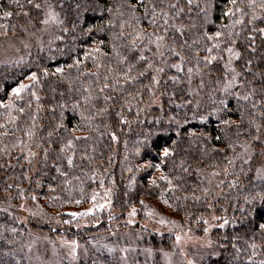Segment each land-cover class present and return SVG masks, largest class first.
<instances>
[{"label":"trees","instance_id":"trees-1","mask_svg":"<svg viewBox=\"0 0 264 264\" xmlns=\"http://www.w3.org/2000/svg\"><path fill=\"white\" fill-rule=\"evenodd\" d=\"M51 2L54 4L64 3V12H61V16L63 17L67 13L69 17L64 25H58L57 33H53L54 38L62 37V39L53 42L44 51L38 52L35 60L34 58V61L30 60L25 67L5 66L0 69V101L2 102L8 96L10 89V83H6L7 79L18 74L13 77L19 79V83L24 79L27 82L25 84H31L33 82L27 78L31 72H36L40 76V87L34 89L40 96L38 114L35 98L25 94L23 103L16 101L17 106L22 104L25 107L23 115L14 113L19 117L16 125L19 130L15 131L14 135L12 131H9V135L0 140V149L5 145L9 148L8 154L0 152V200L18 204L25 196H28L31 201L32 195L40 196L49 211L45 210V213L50 215L55 212L53 214H56V218L60 222V228H56L54 232L68 236L72 240H82L80 233L89 232L92 237L95 234H100V229L105 232L110 223H116L123 219L132 208L137 210L146 204V200L155 201L161 207L165 206L177 215L178 221L185 227H189L198 236H201L208 224L214 220L215 224L211 235L215 241L214 249L219 256L211 261L213 264H246L250 257L256 264L264 260V247H258L257 254L251 256L249 245L252 241L244 236L243 232L240 233V239H234L237 234L236 221L243 219L238 209L248 206L245 203V197L259 192L260 186L256 185L254 178L253 183H249L248 178L252 173L245 174L247 165H243L245 172H241L242 161L237 160L235 167L229 168V171L235 172L236 175H225L223 171L227 167L226 158H234L242 151L239 147L236 148L235 153L229 150V138L235 145L245 141L251 142V140L246 134L240 139H237L234 134L235 124H240L239 116L235 110V100L229 99L230 112L219 113V118L216 115V109L219 107V100L223 98V93L218 91L219 86L215 83V77L219 74L223 64L228 62L226 48L233 46L236 51L242 53L241 60L233 59L232 61V66L236 67L238 71L241 70L245 59L251 58L255 62L260 60L261 55L264 54V37L259 33L251 32L252 25L248 23L249 17H245L247 27L235 25L233 32H238L240 35L235 37L236 44L232 45L228 37V28L233 25L234 18L222 14L231 9L230 3L226 0H215L217 6L211 13V22H206L203 20L202 13L200 16L197 15L199 9L195 7L196 3L203 5L204 0H193L191 7L187 5L186 0H180L185 14L177 23L182 22L186 27H190V22L196 25L186 32L183 39H187L189 44L196 40L197 44H193L190 49L182 47L179 42L173 45L185 56V70L188 67L195 69V60L192 59L194 52H199L201 59L207 55L203 51V47L205 44L211 47L212 42L205 39V33L210 36H214L217 31L223 33L217 41L221 44V48L213 50V55L218 56L217 61L207 68H203L201 65L204 87H199L200 76L194 75L191 84H189L185 73H177L175 69L166 68L165 73L160 77L161 85L157 88L149 90L145 87L152 83L150 76L154 73L150 72L144 77H139V83L129 84L120 91H107L106 94L114 97V100L107 104H105L103 96H100L92 103L84 105L82 102L83 89L91 87L95 96L98 88L102 86L92 76L85 75V73L99 71L103 77L107 74V68L120 70L124 68L123 64H118V58L114 54L112 46L116 45L121 56L129 54L128 49L124 47L128 43L127 37L123 40L113 38L115 33L121 31L120 23L129 19L126 7L120 8V11L125 13L124 16L118 15L115 11L120 5L125 4V0H97L100 10L88 17L86 22L97 27L102 25L104 30L94 32L91 36L82 33L79 28L73 30V25L70 22L71 12L68 7L71 0H67V2L51 0ZM132 2L135 3V0ZM21 3L26 5V0H21ZM0 6L13 12L11 18L2 19L3 11L0 10V24L8 25V35L22 34L21 26L28 25L22 14L17 15L21 10L12 6L10 0H0ZM105 7H111L114 11L108 13L104 11ZM24 11L30 13L34 24H36L34 21L41 18L37 16L34 9L25 7ZM56 11L60 12V9L57 7ZM256 11L258 15H264L259 9ZM138 15H142V10L138 12ZM109 20L116 25L115 29L109 28ZM256 23L258 27H264V23L260 21ZM13 26H15V31L12 30ZM36 27L39 26L36 24ZM126 31H131V29L126 27ZM147 31H152V29L147 28ZM252 35L256 36L254 42L248 40V37ZM177 41H181L178 36ZM251 43H254L257 48L255 55L246 49V45ZM97 48L99 53L93 51ZM145 54L151 56V53ZM93 57H96L104 67L98 69ZM77 60L80 61L78 67L75 63ZM172 62L179 63V60L171 57L169 63ZM155 66H160L159 61ZM57 67L64 69L63 76L54 72ZM45 68L50 70L47 78L42 75ZM254 70L256 69L254 68ZM209 72L212 75H208ZM133 74H135V70ZM172 76H179L181 82L173 84L170 80ZM17 83L18 81L14 85ZM120 83L123 84V80ZM236 91H240V89H236ZM153 92L155 95H152ZM75 100H81L80 108L75 113L65 110L67 116L64 121L65 126L71 130L79 124L80 130L76 131L74 135L91 138L87 141H74L73 149L61 152L60 148L70 136L69 132L64 129H56V125L60 123L61 119L62 110L59 105L67 104L68 109H71V104ZM29 102L31 103L30 108L28 107ZM241 103L243 104V102ZM105 108L107 111H104ZM52 109H55V112ZM80 112H83L84 116L89 119L81 120ZM34 115L37 117V127L33 129L36 135L29 145L31 150L37 153V157L35 156L36 159L34 158L33 161L36 162L34 176L37 178L32 180L24 173L28 170V167L24 166L26 164L22 165L25 150L22 155L20 149L11 146L18 140L29 143L26 130L32 127L31 118ZM1 117L0 121L4 120L3 123H6V115ZM225 118L234 121L231 128L223 123ZM245 119H248L247 114ZM123 121H127V123ZM3 123L0 122V124ZM9 127L11 128V126ZM2 131L4 129H0V132ZM241 131L246 133V128L242 127ZM48 132H53L51 138L48 137ZM113 133L116 136L115 140L112 139ZM191 133H195V135H190ZM216 137H220V139L217 140ZM37 143L40 144L39 148L36 147ZM165 148L175 154L164 158L163 149ZM45 149L48 150L46 161L44 158ZM213 149L219 151H213ZM73 152L75 153L74 163L72 167H68L66 158ZM17 157L21 158L18 160ZM149 162L159 164L161 170L154 174L155 168L150 171V168L145 167ZM26 163H28L27 160ZM255 166H259V161H256ZM57 168L60 169V172L55 170ZM29 171H33L32 167ZM61 172H65L67 175H61ZM203 172L210 174L223 172L218 191H211V199L208 200L203 198L202 189L205 188V180L201 174ZM163 174L172 180V185L161 180ZM153 179L156 180L158 187L148 186L147 183ZM233 180L236 181L237 186L229 187V182ZM37 181H39V186H37ZM69 181L70 183H68ZM20 184L23 188L19 186ZM170 188L173 190L170 191ZM102 189L109 191L110 199L113 202H111L109 211H97L93 217L90 216L84 230L77 228L79 227L78 222L74 218L67 220V222L70 221L69 224H63L66 218L73 217L65 213L67 210L79 211L91 203H97L96 199L99 198ZM21 190H23L24 196L21 195ZM94 195L95 202L92 199ZM185 196L189 198L185 200ZM193 196L201 197V199L193 200ZM141 200L143 204L140 203ZM164 200H167L168 203H164ZM209 204L212 205L211 210L208 207ZM201 217L203 220H208V224H204L203 220H200ZM213 217L220 219H213ZM46 218L44 215L43 219L46 220ZM224 218L232 223L221 228L218 223H221ZM197 220L200 222L197 223ZM45 225L47 224H44L43 228L48 230V226ZM160 236L171 239V245L174 244V238L171 235ZM246 240L248 243H245ZM159 241L162 242V239ZM156 242L153 241L152 246ZM255 243L262 244L259 234ZM237 249H240L238 256L236 255ZM8 250L5 247L2 248V251ZM14 254L12 257L0 256V260H8L10 264H24V261L17 256V254L20 255V252L16 250ZM98 263L120 264L116 257L112 260L107 255L103 257L102 261L92 259L90 262V264Z\"/></svg>","mask_w":264,"mask_h":264},{"label":"snow or ice","instance_id":"snow-or-ice-1","mask_svg":"<svg viewBox=\"0 0 264 264\" xmlns=\"http://www.w3.org/2000/svg\"><path fill=\"white\" fill-rule=\"evenodd\" d=\"M67 2V0H65ZM226 2L231 4V9L222 13L223 15L234 18L233 25L228 28V37L230 39V43L232 45L236 44V38L240 34L234 33L233 29L235 25H241L242 27H247L245 25V17H249L248 23L252 25L251 32L259 33L262 37H264V27H258L257 21L264 23V15H258L257 9L264 13V0H226ZM186 3L189 7L193 5V0H186ZM10 4L20 9L21 11L17 13V15H23L26 18L27 25L31 26V29L36 28V24L32 23V16L28 11H24L25 7L34 9L37 13L38 17H42L38 19V23L43 24L45 26L49 24H57L64 25L68 20V14L66 13L63 17L61 16V12H64V3L54 4L51 0H26V5L21 3V0H10ZM215 0H204L203 5L200 3H196L195 7L199 9L197 15L200 16L201 13L203 15V20L206 22H211V13L216 7ZM60 9V12L56 11V8ZM68 7L71 12V23L73 25V30L79 28L80 31L86 35L91 36L94 32L103 31V26H94L88 24L86 21L88 17L94 15L97 11L100 10V6L97 3V0H71V3L68 4ZM127 8V15L129 19H125L120 23L121 31L119 33L114 34V39L123 40L127 37L128 43L124 45L128 49V55L121 56L120 52L117 51L116 45L113 44V52L118 58V64H123L124 68L122 70L118 68H107L105 75L101 76L99 71L94 73H85V75H90L93 79L100 83V86L97 90V94L93 95V90L91 87L83 89V97L82 102L84 105H88L92 103L93 100L99 99L100 96H103L105 104L114 100V97L106 94L107 91H120L124 87L129 84L139 83V77H144L148 75L150 72L154 73V75L150 76L151 84L145 87L149 88V90L153 88H157L161 85V75L165 73V69H175L177 73H185L188 78V83L191 84L192 77L200 76L199 87H204V79H203V68H207L217 61L218 56L213 55V50H219L221 48V44L217 41L223 35L222 31H217L214 36H210L205 33V39L211 41V47H208L206 44L203 47V51L207 53L202 59L199 56V52H194L192 55V59L195 60V69L193 67H188L186 70L184 68L185 64V56L176 50V47L173 45L178 42L181 43V46L187 49L192 48L193 44H197L196 40L192 41V44H189L187 39H183L186 32L191 28L196 27L195 24H191L190 27H186L182 22L180 24L177 21L181 20V17L185 14V10L180 5V0H135V3L132 0H125V4L116 8L115 11L120 16H124L125 13L120 11V8ZM0 10L3 11L2 19H9L13 16V12L3 9L0 6ZM142 10V15H138V12ZM104 11L108 13H112L114 11L111 7H105ZM103 15V12H101ZM142 21L144 25L142 26ZM109 28L115 29L116 25L112 23L111 20L108 21ZM127 29H131V31H126ZM147 28H151L152 31H147ZM13 31H15V26H13ZM67 30V29H65ZM8 25L0 24V36L8 35ZM21 31L29 32L30 28L27 26H21ZM46 31V29H45ZM33 36L36 34L35 32L31 33ZM177 36L181 38V41H177ZM57 39H62V37H57ZM256 36L252 35L248 37V40L255 41ZM171 42V43H170ZM246 49L252 54L255 55L257 53V48L254 43L246 45ZM96 53H99V49L93 50ZM226 52L228 53V62L223 64L222 69L219 74L215 77V83L219 86L218 91L223 93V98L219 100V107L216 109V115L219 118V113H228L231 111L229 107V99H233L236 102V113L239 116L240 124H235V136L237 139H240L245 134L250 137L251 142L245 141L244 143H240L239 145H235L231 139L229 138L228 149L233 153L236 152V148L239 147L242 149L239 155H236L234 158H226L227 167L223 169L225 175H236L235 172L229 171V168H234L237 160L242 161L241 164V172H245L243 165H247V175L248 172H251L252 175L249 176V183H253V178L255 180L256 185L260 186V191L256 192L254 195L250 197H245V203L248 205L246 208L238 209L241 213V217L243 219H239L236 221L237 234L234 239H240V233L243 232L244 236H247L252 243L249 245L251 249V256H255L256 250L258 247H264V54L261 55V59L258 61H253L251 58L245 59L244 63L241 65V70L238 71L236 67L232 66L233 59L239 61L242 59V53L236 51L233 46H229L226 48ZM145 53H151V56L146 55ZM131 57V58H130ZM171 57H175L179 60V63H169V59ZM87 60L88 57L86 56ZM220 59H223L220 57ZM93 61L96 67L103 68L104 65L100 64L96 57H93ZM157 61H159L160 66H155ZM76 66L78 67L80 61L77 60ZM203 65V68L201 67ZM71 67V66H70ZM254 68L256 70H254ZM143 69V70H141ZM135 70V74H133ZM64 69L57 67L56 74H60L63 76ZM42 75L47 78L49 73L47 70H43ZM208 75H212L211 72ZM27 78L32 81L31 84H23L18 83L17 86L11 88V97L8 100V103H3L0 101V108L5 110V115L7 117V122L0 124V129H4V131L0 132V140L7 137L9 135V131H12L13 135L17 129V121L19 119L18 116L14 115V113H19L23 115L25 113V107L17 106L16 101L24 102L25 94L34 97L37 103V114L40 108V96L36 94L34 91L35 88L40 87V76L37 75L36 72H31ZM121 80H123V84H121ZM170 80L173 84H178L181 82L179 76H172ZM165 83H167L165 81ZM236 89H240V91H236ZM71 91V89H70ZM63 95V93H61ZM155 95V92L152 93ZM136 99V97H133ZM243 102V104L241 103ZM81 105V100H75L74 103L71 104V109H68L67 104H60L61 108V119L60 123L56 125V129H64L69 132L70 138L67 139L66 143L63 147L60 148L61 152H66L75 147L74 141H87L91 137L88 136H75L74 133L80 130V125H76L71 130L67 129L64 121L67 119L65 115V110H69L72 113H75ZM28 107H31V103H28ZM55 112V109H52ZM107 111V108L104 109ZM247 114L248 119H245V115ZM81 120H87L89 117L84 116L83 112H80ZM32 127L26 130V135L29 143H31L36 135L35 129L37 127V117L32 116ZM260 121V122H257ZM127 123V121H123ZM223 123L231 128L234 124V121L225 118ZM11 126V128L9 127ZM246 128V133L241 131V128ZM53 132H48V137L51 138ZM190 135H195V133H191ZM112 139L115 140L116 136L113 133ZM217 140L220 137H216ZM12 148L20 149L22 155H24V150L27 148V153L24 155V158L27 159L29 164H32L36 152L31 150L28 144H25L23 140H18L17 143L11 146ZM36 147H40V144L37 143ZM257 149H259L257 151ZM213 151H219L217 149H213ZM0 152L4 154L9 153V148L5 145ZM175 153L170 151L168 148L163 149V157L168 158L173 156ZM75 153L73 152L71 155L67 156L66 162L68 167H72L74 163ZM21 157H17L19 160ZM44 158L45 161L48 158V150H44ZM255 158V160H254ZM84 159V157H81ZM91 159V158H89ZM259 161V166L256 167L255 163ZM10 166V165H9ZM146 168H155L156 171H160V165L156 163L149 162L145 165ZM57 172H60V169H55ZM187 171V169H185ZM61 175L66 176L67 173L61 172ZM220 172H213L212 176H219ZM161 180L165 181L168 185H172V180L168 176H161ZM70 183V181L68 182ZM135 183V181H133ZM151 183L158 187L156 180H152ZM212 181L208 180V184L211 185ZM37 186H39V181H37ZM237 183L235 180L229 182V187H236ZM11 187V185H9ZM217 188L220 187V184L216 185ZM172 191L173 189H169ZM203 198L205 200L211 199V188H203ZM214 195H218L213 193ZM21 195L23 196V190H21ZM163 199V196H161ZM189 197L185 196L184 199L187 200ZM33 201L37 199L35 195L31 197ZM93 201L95 202V195L93 196ZM193 200H200L201 197H192ZM79 204L80 201L78 200ZM143 204V201H140ZM164 203H168L167 200H164ZM105 205H99V208L103 210ZM110 208L111 205L109 204ZM211 210L212 205H208ZM5 211H7L5 209ZM95 209L89 210L87 213H71L72 216H85L93 214ZM136 209L132 208L131 212L128 213L130 219L129 223H133L132 217L136 215ZM155 213L148 212V216H152ZM31 215L35 216L36 213H31ZM213 219H220L218 217H213ZM200 220H203L201 217ZM197 220V223L200 222ZM161 224H175V221H169L165 218L161 217ZM204 224H208V220H203ZM232 223L227 218L223 219V223L219 225V227L223 228L225 225H229ZM4 231H8L7 227L4 226ZM13 234H16L18 230L13 227L10 230ZM190 231V229H189ZM205 232L208 229H204ZM262 241L261 245L255 243L257 239V235ZM175 242L179 245L181 241V237L179 235L175 236ZM16 241L10 240L5 237L2 233H0V256L3 257H12L15 249ZM245 243H248L246 240ZM3 247H7L8 251H2ZM70 247V255L73 259L78 257V249L79 244L77 242H72ZM235 247V245H233ZM31 247L28 248V251L31 252ZM114 251V249H109V252ZM126 254L129 249L124 248L121 250ZM145 252L150 253L151 249H145ZM240 253V249L236 250V255L238 256ZM47 253L44 254L46 257ZM38 259L41 260V264H48L46 259H42L38 256ZM0 264H10L9 261L0 260ZM188 264H193L192 261H189ZM246 264H256L251 257L246 261ZM259 264H264V260H261Z\"/></svg>","mask_w":264,"mask_h":264},{"label":"rangeland","instance_id":"rangeland-1","mask_svg":"<svg viewBox=\"0 0 264 264\" xmlns=\"http://www.w3.org/2000/svg\"><path fill=\"white\" fill-rule=\"evenodd\" d=\"M34 22L39 27L31 29L29 27L30 25H28L27 27L30 28L29 32L22 31L20 35L0 37V69L5 66L25 67L30 60H33V58L35 60L38 52L44 51L53 42L59 40L53 37V33H57L58 31L57 24L45 26L38 23V21ZM32 32L36 34L33 36L31 34ZM44 70L50 73L49 69L45 68ZM54 72L56 73V71ZM13 76L6 81V83H10V89L8 96L3 100L5 104L8 103L11 97V88L17 86L19 83V79ZM16 81L18 83L14 85ZM20 83L25 84L27 82L23 79V82ZM4 113V109L0 108V118H2L1 116ZM0 122L3 123L4 120ZM25 144L29 145L30 143L25 142ZM26 153L27 148L25 149V155ZM26 160L23 158L22 165L26 164L24 166L28 167V170L24 173L30 176V179L34 180L37 178L34 176L36 162L29 164L26 163ZM31 167L33 171H29ZM152 170L153 168H150V171ZM153 171H155L154 174L157 173L155 169ZM201 174L204 177L203 180H205V188H211L212 192L218 191L216 185L220 183L222 174L219 176H212L210 173L205 172ZM163 176L166 175L163 174ZM208 180L212 181L211 185L208 184ZM147 184L148 186L153 185L150 181ZM21 187L23 188V186ZM49 189L51 188L49 187ZM96 200L97 203H91L83 207V209H79V211L72 209L65 212L67 214L87 213L89 210L95 209L93 214L68 217V219L66 218L63 221V224H69L70 221L67 222V220L74 218L78 222V229H86L90 216L93 217L97 211H109L111 209V207H108L112 202L108 190L102 189L99 198ZM101 204L105 205L103 210L99 208ZM45 210L48 211L44 200L40 196L35 201H31L28 196H25L18 204L6 203L0 200V233L8 239L16 241L14 249L17 248L16 250L20 252V255L17 254V256L24 261H22L24 264H41L38 256L46 259L48 264H90L92 259L102 261L105 255L112 260L116 257V260L120 264H188L189 261H192L193 264H213L211 261L219 256L214 249L215 241L211 235L215 224L213 219L207 226L208 231H204L201 236H198L191 229L189 231V227L182 225L178 221L179 217L177 215L165 206L161 207L155 201L146 200L145 205L137 208V214L131 218L133 223L128 222L130 217L127 214L116 223H110L107 228L109 230H107L108 232L106 230L102 232V229H100V234H95L92 237H90L91 234L89 232H85L84 234L80 233L82 240H72L68 236L54 232L56 228H60V222L56 218V214H53L55 212H50L51 214L47 215ZM33 212L36 213L35 216L31 215ZM148 212L155 214L148 216ZM141 214L143 215L142 217L139 216ZM44 215L47 217L46 220L43 219ZM161 217L169 221H175L176 223L174 225L161 224L159 222ZM221 223H223V220ZM221 223H218V225ZM44 224H47L45 226H48V230L43 228ZM4 226L7 227L8 231H4ZM13 227L18 230L16 234L10 231ZM164 234H169L173 238L179 235L181 237L179 245H177L175 239L173 240L174 244L171 245V239L160 236ZM159 239H162V242ZM153 241H157L154 246H152ZM72 242L79 244V249L77 250L78 257L76 259H73L70 255L69 246ZM29 247L32 249L31 252L28 251ZM124 248L129 249L126 254V259L125 253L121 251ZM148 248L151 249L150 253L144 251ZM5 249L8 248L5 247ZM109 249H114V251L109 252ZM45 253H47L46 257L44 256Z\"/></svg>","mask_w":264,"mask_h":264}]
</instances>
